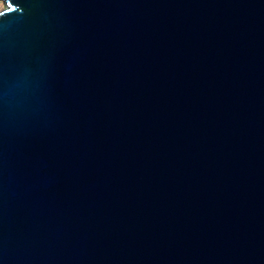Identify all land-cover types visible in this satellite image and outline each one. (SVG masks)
<instances>
[{"label": "water", "instance_id": "obj_1", "mask_svg": "<svg viewBox=\"0 0 264 264\" xmlns=\"http://www.w3.org/2000/svg\"><path fill=\"white\" fill-rule=\"evenodd\" d=\"M0 264H264V0H3Z\"/></svg>", "mask_w": 264, "mask_h": 264}, {"label": "rangeland", "instance_id": "obj_2", "mask_svg": "<svg viewBox=\"0 0 264 264\" xmlns=\"http://www.w3.org/2000/svg\"><path fill=\"white\" fill-rule=\"evenodd\" d=\"M0 3L2 4V7H3V9L6 7V5L4 4V2L2 1V0H0ZM3 9H1V10H3ZM0 10V11H1Z\"/></svg>", "mask_w": 264, "mask_h": 264}, {"label": "bare ground", "instance_id": "obj_3", "mask_svg": "<svg viewBox=\"0 0 264 264\" xmlns=\"http://www.w3.org/2000/svg\"><path fill=\"white\" fill-rule=\"evenodd\" d=\"M2 1H3V0H2ZM3 2H4V4H5V1H3ZM1 9H3V7H2V4L0 3V10H1Z\"/></svg>", "mask_w": 264, "mask_h": 264}]
</instances>
